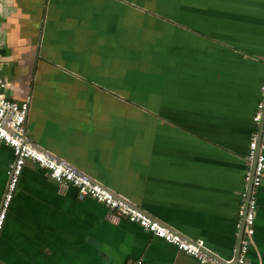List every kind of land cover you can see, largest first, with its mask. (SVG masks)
Wrapping results in <instances>:
<instances>
[{"label": "crops", "instance_id": "1", "mask_svg": "<svg viewBox=\"0 0 264 264\" xmlns=\"http://www.w3.org/2000/svg\"><path fill=\"white\" fill-rule=\"evenodd\" d=\"M263 59L264 0H0L26 139L230 262ZM12 160L0 142V201ZM111 214L26 161L0 264H200ZM247 264H264V170Z\"/></svg>", "mask_w": 264, "mask_h": 264}, {"label": "built area", "instance_id": "2", "mask_svg": "<svg viewBox=\"0 0 264 264\" xmlns=\"http://www.w3.org/2000/svg\"><path fill=\"white\" fill-rule=\"evenodd\" d=\"M264 65V59H263ZM6 81L0 74V142L11 147L13 160L6 169V187L0 201V233L7 210L17 188L18 180L26 161H30L43 168L47 175L60 185H69L75 188L77 197H91L105 204L112 211L111 218L123 217L135 222L152 235L162 238L176 246L178 250L196 259L200 264H231L229 260L220 259L207 248L202 240L188 239L178 232L158 222L138 207L128 203L124 198L116 196L110 189L93 181L82 172L77 171L69 164L48 154L42 148L26 140V116L29 109L27 100L17 101L4 94ZM260 91L264 93V74ZM252 122L256 127L249 137L245 159L254 167L251 177V188L241 193L246 203L242 205L240 215L244 214L242 237L235 264H247V251L253 245L254 218L256 212V190L261 184L264 170V99L255 107ZM246 180L250 173L245 174Z\"/></svg>", "mask_w": 264, "mask_h": 264}, {"label": "water", "instance_id": "3", "mask_svg": "<svg viewBox=\"0 0 264 264\" xmlns=\"http://www.w3.org/2000/svg\"><path fill=\"white\" fill-rule=\"evenodd\" d=\"M253 167H254V159L251 161V172H250V179L248 181V190L247 191H249V189L251 188V177H252ZM243 225H244V214L241 217V223H240V229H239L240 232H239V244H238V248H237V251L235 253L234 262L232 261L231 264H235V261H236L237 255H238L239 246H240V240H241V237H242Z\"/></svg>", "mask_w": 264, "mask_h": 264}, {"label": "flooded vegetation", "instance_id": "4", "mask_svg": "<svg viewBox=\"0 0 264 264\" xmlns=\"http://www.w3.org/2000/svg\"><path fill=\"white\" fill-rule=\"evenodd\" d=\"M0 263H1V261H0Z\"/></svg>", "mask_w": 264, "mask_h": 264}]
</instances>
